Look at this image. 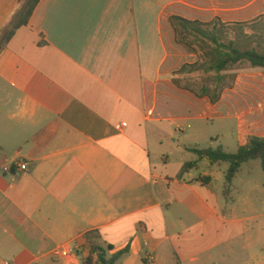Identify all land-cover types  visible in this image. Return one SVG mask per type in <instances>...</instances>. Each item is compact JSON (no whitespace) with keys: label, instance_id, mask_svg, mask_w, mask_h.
I'll return each instance as SVG.
<instances>
[{"label":"crops","instance_id":"1","mask_svg":"<svg viewBox=\"0 0 264 264\" xmlns=\"http://www.w3.org/2000/svg\"><path fill=\"white\" fill-rule=\"evenodd\" d=\"M20 8L0 0V34ZM173 16L246 23L264 0H41L1 53L0 264H95L92 243L128 250L118 264H259L236 179L220 192L162 153L171 129L195 159L204 141L264 137V73L245 64L218 103L200 96L175 75L197 57Z\"/></svg>","mask_w":264,"mask_h":264},{"label":"trees","instance_id":"2","mask_svg":"<svg viewBox=\"0 0 264 264\" xmlns=\"http://www.w3.org/2000/svg\"><path fill=\"white\" fill-rule=\"evenodd\" d=\"M41 0H21V8L11 22L0 34V55L10 43L16 32L29 24ZM170 22L176 33V41L197 57V62L185 65L175 75L183 73H205L208 80L215 81L212 92L204 88L200 96H207L213 104L219 102L222 95L223 73L234 71L247 64L252 69L264 73V16L246 23L225 24L220 19L210 23L189 21L173 16ZM235 79V76L232 77ZM181 87V84L174 80ZM196 160L186 164L181 174H187L197 169L202 162L215 166L228 164L226 181L231 185L241 173L242 167L252 161H261L264 169V137H251L246 146L239 148L235 154L226 153L222 148L216 150L191 149ZM209 180V179H208ZM94 240V239H91ZM108 250H112L108 247ZM92 255L97 254L95 264H118L128 250L107 258L106 250L92 243ZM87 264H94L93 258Z\"/></svg>","mask_w":264,"mask_h":264},{"label":"rangeland","instance_id":"3","mask_svg":"<svg viewBox=\"0 0 264 264\" xmlns=\"http://www.w3.org/2000/svg\"><path fill=\"white\" fill-rule=\"evenodd\" d=\"M244 65L240 68H243ZM187 74L189 76L187 81H184V83L188 84L189 86L193 87L195 90H199L202 85L207 86V88L211 89V87L215 86L214 80H208L209 77L205 73H183ZM226 79L223 82V86H226L230 84L232 81L233 74L229 73L227 76H225ZM170 137L173 141H171V148H166L163 150L164 156H169L171 160L172 165H176L178 163H191L195 161V157L191 154H180L176 152L175 148L178 145L184 144V138L181 133H176L174 129L170 130ZM234 136V135H233ZM226 149H224L229 154H235L238 150L237 143L234 141L232 135H227L226 137ZM200 150H208L213 149L216 150L218 148H221L220 143H211V142H201L199 147ZM229 166L228 164H219V166L212 168L211 165L208 162H204L200 164V167L193 170L190 173V176L192 178L200 177L201 175L208 174L215 177L214 185L217 188L218 191L223 192L226 191V174ZM234 193L233 197L237 201L240 200L243 193L244 196L249 195L250 199V205L246 209V216L254 217L255 219L251 222L250 229L252 231L258 232L260 230L264 231V169L262 166V162L252 161L248 164H245L242 168L241 174H239L234 181ZM240 192V194H239ZM238 213H242V209L240 208L238 210ZM241 253V251H238ZM255 255L257 256V261L259 264H264V239L263 242H260L255 246L254 250ZM247 254L244 253V255L239 254L237 259H239L238 264H241L244 261V264L250 259L249 257H246ZM242 261V262H241Z\"/></svg>","mask_w":264,"mask_h":264},{"label":"built area","instance_id":"4","mask_svg":"<svg viewBox=\"0 0 264 264\" xmlns=\"http://www.w3.org/2000/svg\"><path fill=\"white\" fill-rule=\"evenodd\" d=\"M14 166L17 167L18 168V171H21V172L22 171H25L27 169V166L24 165V164H17L16 163V164H14ZM4 172L5 173H8V174H11L13 172V168H11V167H5L4 168ZM62 255L64 257H70L72 255V252H70V251H62ZM150 260H153V257H151Z\"/></svg>","mask_w":264,"mask_h":264}]
</instances>
